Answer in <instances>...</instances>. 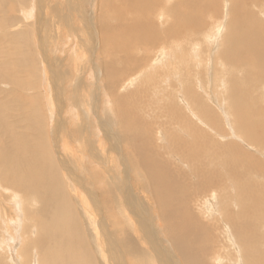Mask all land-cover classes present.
Listing matches in <instances>:
<instances>
[{
    "label": "bare ground",
    "instance_id": "bare-ground-1",
    "mask_svg": "<svg viewBox=\"0 0 264 264\" xmlns=\"http://www.w3.org/2000/svg\"><path fill=\"white\" fill-rule=\"evenodd\" d=\"M32 1L33 3L31 6H28L21 10V15L25 20L29 19L35 21V33L39 42L38 51L39 53H41L42 49V52L46 55V46L43 38H41L40 35L41 25L38 29L37 26L40 24V22L43 23L48 20L51 12L50 7L53 5L49 7L46 0ZM102 1L103 2L100 5L105 2L104 5L107 8L105 10L103 9V11L108 12L107 10H109L114 15V18L108 16L106 17H108V19H115L116 23L119 24L122 28L127 27L126 31L120 30L124 35L131 37L132 34H139L143 37L144 41H146V39H154L157 37V31L154 28L138 27L142 24H148L151 22V15L149 16L148 14H151L152 9L157 4H159L158 1L152 2L153 0H130L129 11H136L137 5L143 6L142 14H138L137 19L132 23H129L127 21V11L121 13H117L114 11L116 6H120V4L118 3L119 0ZM245 3L246 0L229 1V7L227 6V8H229V11L226 10L225 15L227 27H230L227 29L229 31V34L227 37H225V40H220L219 48H222L224 51L225 57L223 58L235 62L238 66H241L246 62L249 66V71L245 79L240 80L239 78L235 77V80L231 84L232 92L229 96L230 100L228 103V108L231 110H235V112H233L232 110L233 119L231 120V123L237 127L238 131V129H242L243 127H245L247 122H249L251 133L250 139L256 142H264V107L259 108V112H257V110H254L255 118L252 121H250L248 118L249 112L251 110L250 105H254L258 101H260L262 95L259 94L256 100H251L246 96V87L243 86L247 81L250 80L253 82L257 81L260 83V87H264L261 84V82L264 81L256 78L258 75L255 74L256 70L254 66L256 62L259 65L262 64L261 68L263 69L264 76V23L260 24V26H258L257 28H250V30H248L249 28L247 27L248 29H245L246 22L243 23V19L246 18L247 20V17L250 16L248 14L241 13V10L245 9L243 8ZM148 6H150L151 8L150 11L148 9ZM230 6H232L231 12ZM126 8L127 7H125V9ZM81 12L82 10L79 11L80 14ZM113 12H115V14ZM108 14L109 12L107 13V15ZM92 15L90 16V20L91 17H94ZM110 15L111 14H109V16ZM85 17H87V14ZM85 17L83 13L80 15L82 23L88 26L89 23L86 21L89 20H86ZM103 20L104 22H106L105 19ZM92 22L95 23V21ZM103 24L106 25L107 23ZM215 24H217L216 27H218L219 24L214 20H211L209 21L208 26L213 28V25ZM128 28H133L132 34H130ZM68 32L69 34H72L71 31ZM108 32L111 33V40L116 41L118 37L117 33H115V31L110 27L108 28ZM180 33H182V28L177 30L175 26H170V28L166 30L164 35L166 36V38L164 39V42L161 43L158 54H156V62L149 61L150 58L148 61L154 65L163 62L165 56L164 54L166 53V50L169 49L170 43L167 47H164V44L167 43V39H170L171 42H173L171 43V45L175 47V45H177L178 43L179 38H182V36L179 35ZM90 34L91 31H89L88 35ZM22 35H24L23 32H21L17 36L20 38L22 37ZM88 35L83 34L82 37L79 38L84 41L85 39H87ZM76 36L78 38V33H76ZM10 39H12V37ZM92 40H94V38ZM58 44H61L59 35L56 36V40L50 42L52 53L55 54V51L53 49H56L58 47ZM76 44L79 43L77 42ZM114 44L116 43L114 42ZM78 46L80 47L81 45L79 44ZM115 46L113 45L114 48ZM92 49L93 47L91 48V50ZM63 50L68 51V46ZM91 50L89 51L90 53H92ZM101 51L104 52L102 48L100 52ZM113 51L116 52V50ZM51 52L45 58L40 56L41 60H37V72L39 75L36 74V80L34 82L20 80L16 74H13L12 71H8V73H0V82L7 80L11 84L9 85L12 89L11 97H14V100H11L13 102L7 103L6 100L4 102H0V177L4 181L3 186L0 185V190L9 191V194H6V197L10 199V201H7L8 203L4 200L5 202L0 204V211L4 210L3 212L1 211L2 214H0V225L3 226L4 229L2 230L0 235V252L4 253V255L6 256V260H12L11 258H14L13 254L15 252L18 257V264H125L121 250L122 247H119L117 238L115 239L112 232L108 230V222L105 219L104 210H102V208H104L107 211L108 215L111 216V218L112 216L114 217L116 226L119 228L118 230H116V234L122 235V242L129 255L128 258L126 257L127 260L131 258H133L134 261L141 260L140 264H211V262L221 263L224 261V258L221 257L223 256V252H221L220 249L208 250L206 246L202 244L204 242L199 241L200 237L197 238L198 233L201 235V239L205 238L204 233L205 230L208 229L207 225L204 224V222H202L199 217H196L197 215L193 216L188 214L191 213V210L190 212H188L187 209H185V203L188 204V202L190 203L191 200L195 199H192V197L190 196L191 194L188 196V201H186L187 198L185 197L187 193L185 191V185H189V174L193 175V177L196 178L198 184V188H196L197 190L199 189L202 192H206V194H212L209 199H205V203L207 204L208 208L207 211L202 212V214H206L207 217H214V215L216 214L217 217L218 215H222L223 213L224 219L230 222L231 228H233V230L235 231V236L232 237L233 244L231 245V247L229 246V243H226V246L228 245V254H230V251H232V248L234 247L236 251V258L240 260L239 262L241 264H256L255 262H257L258 260H255L254 262V259H252L250 250L248 248L249 245L247 240L254 242V238H252L253 232L249 230L248 222L250 220H257L258 217L264 215V208L262 207V201H264V189L258 188L255 184L250 183L246 178H243V173H237L235 169L237 166L242 167L246 165L253 170L264 173V168L257 160V158H253L252 155H248L247 153L243 152L235 143H232L231 141H228L227 143H225L224 141L223 145L220 144L219 141H217L214 142V146H210V142L207 140L205 132L190 123L185 124L186 133L191 137L189 141L182 140L177 132L166 127V125H164V122L161 131L165 132L164 137H166L167 139H163V141L157 143L154 139V129H152L151 127L152 124L146 122L147 116L144 119L137 116L140 113L138 109H135V113L133 114H131V110H129L130 112H128V109H130L129 98L130 101H133L132 99L135 97L136 93L130 92L125 94H117L115 93L114 89L111 92L116 98L114 99V102L116 103V105L114 103V109L117 110V114H115V112L114 114L119 121V126L122 125L120 127L121 131L125 133L124 141L121 140V142L123 141L127 144V157L125 160L123 159V168H121L122 174L117 173V175H115L116 172L113 169L111 175L110 173H108L107 176L103 175L104 178H102V175L100 176L99 174L95 173L97 184L101 182L100 177L105 181V183L101 185V188L104 192H101L99 198L96 190L94 189V182L92 181L91 175L89 176V178L87 177L88 183L82 176V172L84 171L83 167L80 166V163L89 157L95 158L97 162H102L103 164L107 165L109 171L112 168L121 167L120 163L115 164V157L113 155V147H118V144L115 143L113 146L110 143L111 140L108 141L109 137H111V132L107 131V128H109V124L108 126H106V124L104 123L100 124V129L98 128V125H96V128L99 129L98 130L96 128H92L95 124V122L93 121L95 120L94 115L93 117L91 115L85 122H82V120L85 118L83 116H79L80 99L78 98V95L81 94L80 97L83 104L86 102L84 98L85 89H80L83 88L82 86L85 84V81L82 78L85 69H80V67H78L79 74H74L75 71L74 73L71 72V74H68L67 70L65 68H62L64 64L62 65L60 62L55 63L54 61H50L54 57H52ZM73 53L74 62L76 64H80V61H82L81 59L83 57L82 55H84L86 52L84 53L80 48H73ZM88 54L87 57L89 56ZM107 57L109 58V56ZM191 57H193V55ZM177 58L178 57H175V59ZM112 59L113 57L111 58V60ZM114 59L116 58L114 57ZM112 61L114 62L115 60ZM148 61H143V63L140 62L138 64L132 65L126 72L127 76L136 72V69L142 68L144 66L146 67V65L149 64H147ZM110 62L111 61H108V63ZM173 64L175 65L176 63H172V66H174ZM154 65H151L150 67L149 64L147 68L139 71L141 73L138 72L137 74H135V81L141 76L147 75V71L150 68H154ZM93 66L96 67L94 64ZM17 68L18 67H15L16 71ZM110 68L113 67L111 66ZM113 70L114 69H111V71ZM173 71H178V69H175ZM98 72L100 73V71ZM185 72H187V70ZM126 73L123 76H125ZM191 73L192 72H190V74ZM185 74L183 76H185ZM175 75L170 74L169 77H167V74L165 73L167 81H169L171 78H174ZM84 76L86 77V75ZM178 77L179 76H177V78ZM65 80L67 82H65ZM182 80L186 81L185 79ZM87 82L89 84V81ZM145 83L150 85L148 81H146ZM27 88H35L33 91H30L33 95H26L24 93ZM115 88L117 87L115 86ZM186 88L189 89V86H187ZM66 91L67 94L65 93ZM181 95L185 100H189L193 104V106H197L196 102L198 101V95L195 91L190 92L189 90H187V93H185L184 89V93L182 92ZM154 96L158 97V94L156 93L154 94ZM170 96L171 95H169V98ZM94 98L96 99L95 94H93V102ZM100 98L103 101V98L106 99L107 97L105 96L103 98ZM155 99L156 98H153L146 102L144 114H146L147 111L151 109V105L155 102ZM163 99L167 100L165 96L163 97ZM262 100H264V96ZM96 101H98V99ZM174 101L175 99L171 98V103L176 110L175 115H177L180 109H176L177 104L174 103ZM180 101L182 102V99H180ZM17 103H20L22 107L21 111H15L14 104ZM186 104L191 111V114L194 116V119L201 125L208 127L206 123L209 122L207 120L211 121V119H208L204 109L196 108L197 111L195 112L193 111L192 106L189 105L188 101ZM165 109L167 110L169 115L172 116V114L170 113L171 108L166 106ZM133 110L134 109H132V112ZM158 110L161 114H156L159 112H152V115L156 114L157 116H153V118L151 117V122L154 119L161 120L159 119V116L164 114L165 112L164 110L162 111V108H158ZM91 111L94 112V114L97 111V108L93 106V103ZM122 111L125 112L121 113ZM197 112H199L201 116H199ZM114 114L109 117L113 121L115 120ZM124 114H126V117ZM15 115L23 116L24 118L21 121L25 124L24 128L21 131L18 130V133H16L14 129L17 128L14 120ZM204 115L207 117L206 121L204 120ZM169 118L173 119L174 117L172 116ZM132 120L137 122V124L142 122L143 126L140 127L138 125L137 127H134L131 125L132 128H135L134 130H132L129 126L131 123L129 125H126ZM75 121H78V123L74 125ZM67 125H69V127L66 128L65 126ZM89 126H91V128H89ZM141 129H144V131H148L146 133L144 132L145 134H141L140 132H138ZM218 131L222 133L221 129ZM221 135L223 137V134ZM160 137H162V135ZM218 137L220 136L218 135ZM4 138H6V141L3 140ZM76 145L77 147L80 146V149H77L75 147ZM259 145L264 149V145ZM74 147L78 151L76 155L72 150L74 149ZM228 148L235 150L229 152ZM123 150H125V147ZM66 153L68 156L65 155ZM122 153L124 152L122 151ZM124 154L126 155V152ZM178 156L182 158L183 163ZM176 159L182 164L181 167L184 165V167L187 168L186 171L184 169H181L180 166L174 165L176 164ZM222 159L223 162L218 164L217 167L222 171L223 166L227 165L228 169H230L233 173V175L231 176L233 179L235 178L234 187L237 190L236 201L239 207L238 211L230 212L228 214H226L225 210L222 212L221 205H219L218 202L219 198L217 197V195L219 196V194L210 193L212 187H219V182L225 176L224 172H212V170L215 168L212 165L216 162H220ZM234 159H238L241 161L234 162ZM129 172H132V175H130ZM117 179L119 180V183L117 182ZM106 182H108V184H111V182H117V187L119 190L116 189V192L114 191V189H112L111 186L110 189L106 188ZM142 182L148 185V187L150 188V191H148V193L150 192L152 194V196H146L144 198L147 211L146 214H144L142 205L134 198V188H132V185L135 187H140L139 184ZM222 186H225V182H223ZM1 187H3V189ZM222 196V198H225L229 202V204H232V199L229 195L224 193V195ZM229 204H226L225 207L227 208L228 206H230ZM17 206H19V208ZM11 207H13L14 209L15 207H17L19 210L18 212L14 211V214L10 218L11 221L9 220L10 223H7L8 216H10L11 214L9 211L12 212ZM33 207H35V209ZM140 208H142V211H140ZM241 208L245 210L244 213H246L245 215H247V219H242L239 216ZM152 209H155L158 212V217L161 221V228L156 227L153 224V219L150 216V210L152 212ZM20 211L23 212V220L20 218ZM195 217L198 218V220H196ZM20 221L23 222L22 225ZM24 222H28V224L25 225ZM80 223L84 224L86 236L91 239L93 245L87 242L86 237L81 231ZM230 224H228V226ZM4 226L5 228H7V231ZM226 228L228 229L229 227ZM254 229L256 228L254 227ZM18 230L20 231V241H16L17 236H14ZM28 231H30L31 234H27ZM31 236L33 237L31 238ZM23 243H26V247H24ZM33 250L36 255L34 256V258L32 255L33 261H31V259L29 258V254ZM227 250L225 251L227 252ZM232 253L234 254L233 251ZM227 261L231 260L227 259ZM9 263L11 262L9 261Z\"/></svg>",
    "mask_w": 264,
    "mask_h": 264
},
{
    "label": "rangeland",
    "instance_id": "rangeland-1",
    "mask_svg": "<svg viewBox=\"0 0 264 264\" xmlns=\"http://www.w3.org/2000/svg\"><path fill=\"white\" fill-rule=\"evenodd\" d=\"M46 1L48 3L49 7L51 5H53L50 7V11H51L50 16L48 17L47 21H45L43 23L40 22V24L37 26V29H38V28H40V25H41V31H40L41 34L40 35H41V38H43V41H44L45 46H46V55H45L42 52V49H41V53H39V51H38L39 42H38V39H37V36L35 33L36 32L35 31L36 30L35 21L29 20V19L25 20V19H23L22 15H21V10L28 7V6H31L33 1L32 0H0V69H1L0 73L1 72L8 73V71H12L13 74H16L20 80H25L27 82H34L36 80V74L39 75L37 72V69H38L37 60H41L40 56L45 58L46 56H48V54H50V52H51L50 42L56 40L57 35L60 36L61 44H58V47L56 49L55 48L53 49L55 51V54L51 52L52 57L53 56L54 57L50 61L51 62L54 61L55 63L60 62L62 65L64 64L62 66V68H65L67 70L68 74H71V72L74 73V71H75L74 74H76V73L79 74V70H78L79 68L78 67H80V69L81 68L85 69L83 72V75H82V78L84 79L85 84L82 86L83 88H80V89H85L84 90L85 91L84 92V94H85L84 98H85L86 102L84 104H83V102H81V97H80L81 94L78 93L79 94L78 98L80 99V104H79L80 105V115L79 116H81V117L83 116L85 118L82 120V122H85L91 115H92V117L94 115L95 120H93V121L95 122V124H94V127H92V128H96V125H98V128L100 129V126H99L100 124L104 123V124H106V126H108V124H109V126H108L109 128H107V131L111 132L110 133L111 137H109L108 141L111 140L110 143L113 146L115 143L118 144V147H116V148H115V146L113 147L114 148L113 155L115 157V164L120 163L121 167H115L109 171V169L107 168V165L103 164L102 162H97L95 158H89V157L81 162L82 165L80 163V166L83 167V171H84V172H82V174H83L82 176L84 177V179L88 183L87 177L89 178V176L91 175L92 181L94 182V189L96 190L99 198H100L101 192H104L101 188V185L103 183H105V181L102 180V178H104L105 175L107 176L108 173H110V175H111V172L113 169L116 172V174L114 173L115 175H117V173L122 174V171H121V168H123L122 164L124 163V160L127 157V149H126L127 144H126V142H123L125 133H123L121 131L120 127L122 125L119 126V121L115 115V114H117V110L114 109V107L116 105V103L114 102V99H116V98L111 93L114 89H115V93H117V94H119V93L125 94V93H130V92L136 93L135 97L132 99L133 101H130V98H129V104H130L129 108L130 109H128V112H130L129 110H131V114H133V113H135V109H138L140 111V113L137 116L142 117L143 119L147 116L146 122L152 124L151 127H152V129H154V131H153L154 132L153 135L155 137L154 139L156 140L157 143H160L161 141H163V139H167L166 137H164L165 132L161 131V128H162L164 122H165L164 125H166V127L170 128L171 130L177 132V134L179 135V137L182 140L189 141L191 137L186 133L185 124L190 123L193 126L198 127L205 132L206 138L210 142V146H214L215 145L214 142H217V141H219L220 144H222V145H223L224 141H225V143H227L228 141L229 142L231 141L232 143H235L238 146V148L241 149L243 152L247 153L248 155H252L253 158H257V160L261 163V165L264 168V149L259 145V144L264 145V142H256V141H253L250 139L251 133H250L249 122H247L245 127H243L242 129H238V131H237V127L231 123V120L233 119L232 110H233V112H235L234 109L231 110L228 108V103L230 100L229 96L232 92L231 84L235 80L234 79L235 77L239 78L240 80H244L248 71H249V66H248L247 62L241 66H238L235 62H232L228 59L223 58V57H225L224 51L222 48H219L220 40L221 41L225 40V37H227L229 34V31L227 29L230 27H227V23H226L227 21H226L225 15H226V10L229 11V8H227V6L229 7V1L230 0H224V2H223V0H195V1L194 0H192V1L191 0H153L152 2L158 1L159 4H157L152 9L151 14L150 13L148 14L149 16L151 15V17H150L151 22L148 24H142L141 26L138 27V28L151 27L157 31V37L156 38L146 39V41L143 40V37L141 35L132 34L133 28H130V29L128 28L130 34H132L131 37L126 36L123 33H121L120 30L126 31L127 27L122 28L119 24H117L115 19H112V18H114V15L112 14L111 11L107 10L109 12V14H111L110 16H109V14L107 15L108 12L103 11V9L105 10L107 8L104 5L105 2L102 5H100L103 2L102 0H46ZM118 3L120 4V6L119 7L116 6L114 11L117 13L127 11L126 18H127V21L129 23L134 22L137 19L138 14H142V7H143L142 5H140V6L137 5L136 11H129L130 0H119ZM90 6H91V9H90ZM125 7H127L128 9L126 8L127 9L126 10ZM231 7L232 6H230V12H231ZM243 8H245L246 10L245 9L241 10V13L250 15L247 17L248 21L246 20V18L243 19V23L246 22L245 23V25H246L245 29L249 28L248 30H250V28H257L258 26H260V24L264 23V0H252V1L246 0V3L243 6ZM148 9H149V11L151 10L150 6H148ZM81 10H82L81 14L83 13L84 17L87 14V17H85V19L89 20V21H86L89 23V24L87 23L88 26H86V24L84 25V23H82V21H81V18H80L81 14L79 13V11H81ZM88 12H89V15H88ZM115 12H113V13L115 14ZM84 13H86V14H84ZM91 15L96 17V18L91 17V20H90ZM106 16L112 17V18L108 19V17H106ZM88 17H89V19H88ZM102 18L105 19L106 22H104V20ZM250 18H251V20H250ZM98 20H99V22H98ZM211 20H214L215 22H217L219 24L218 27H216L217 24L213 25L214 26L213 28L208 26V23ZM254 20H256V21H254ZM92 21H95V23ZM103 23L109 24V25L106 24L108 27L106 25H104ZM229 23H232V22H229ZM94 24H95V26H94ZM111 26H113V27H111ZM170 26H175L177 28V30L182 28V33L179 34L182 36V38H179L178 43H177V45H175V47H173L171 45V43H173V42H171L170 39H167V43L164 44V47H167L168 44L169 43L170 44H169V49H167L166 53L164 54L166 57L164 56V60H163V62H161L162 64L157 63L156 65H154V64L150 63L149 61L156 62V54H158L161 43H163L164 39L166 38V36H164L165 32L168 28H170ZM109 27L112 28L115 31V33H117L118 37H117L116 41L111 40V33L108 32ZM119 27H120V29H119ZM231 28H233V27H231ZM85 29H87V30H85ZM68 31H71L72 34H69ZM89 31H91L90 35H88ZM21 32H23L24 35H22V37L19 38L17 35H19ZM129 32H127V33H129ZM76 33H78V38L76 36ZM6 34H10V35H6ZM83 34L88 35L87 39H85L84 41H82V39L79 38V37H82ZM4 35H6V36H4ZM93 35H94V37H93ZM11 37H12V39H10ZM93 38H94V40H92ZM75 39L82 47L81 46L79 47L78 46L79 44H76L77 42L75 41ZM78 39H79V41H78ZM80 40H81V42H80ZM96 42L98 43V45ZM114 42L116 44H114ZM122 44H124V45H122ZM113 45L114 46L117 45V46H115V48H114ZM120 45H122V46H120ZM67 46H68V51L65 50L67 52L66 53L63 49ZM95 46H97L98 48ZM90 47L91 48L93 47V49L91 50ZM109 47H112V48H109ZM16 48H17V50H16ZM73 48H76V49L80 48L84 53L86 52L84 55H82L83 57L81 59L82 61H80L81 62L80 64L79 63L76 64L74 62ZM83 48H84V50H83ZM101 48L104 50V52H102V51L100 52ZM94 49H95V51H94ZM86 50H88V51H86ZM90 50L92 53L89 52ZM113 50H116V52H114ZM226 52H228V51H226ZM88 53H90L91 55ZM115 53H116V55H115ZM213 53H215V54H213ZM87 54L90 56V58H89V56L87 57ZM185 55H188V56H185ZM192 55H193V57H191ZM107 56H109V58ZM110 56L113 57L112 60H115L114 62L111 60L112 57H110ZM114 57L116 59H114ZM167 57H168V59H167ZM175 57H178V58L175 59ZM107 58L110 60H108ZM149 58H150V60H149ZM68 60H69V62H68ZM84 60H87V61H84ZM90 60H91V62H90ZM108 61H111L114 64H112L111 62L108 63ZM143 61H148L147 64L149 63L150 67H151V65H154V68H150L147 71V75L141 76L136 81L134 79V75L137 74L140 70H144V68H147L149 66V64L146 65V67L144 66L142 68L136 69L137 70V71L135 70L136 72L127 76L126 72L130 69V67L132 65L138 64L140 62L143 63ZM69 63L71 64V66ZM82 63L84 64V66ZM172 63H176L175 65L173 64L175 67L172 66ZM183 63H184V65H183ZM220 63H222L224 65H222ZM93 64L96 67H94ZM106 64H108L109 66ZM40 66H41V64H40ZM111 66L113 68H110ZM169 66H170V68H169ZM188 66L191 68H189ZM254 66H255V70H256L255 74L258 75L256 78L264 81L263 69L261 68L262 64L259 65L256 62V64ZM15 67H18L17 71L15 70ZM71 67L73 68V70ZM157 68L159 71L157 70ZM111 69H114V70L111 71ZM165 69H166V71H165ZM167 69H169V70H167ZM175 69H178V71L174 72L173 70H175ZM189 69L190 70L192 69V70L190 71ZM77 70H78V72H77ZM186 70L189 73L185 72ZM98 71H100L101 74ZM108 72H110V73H108ZM190 72H192V73L190 74ZM89 73L92 75H90ZM125 73H126V75L123 76ZM139 73H141V72H139ZM165 73L167 74V77H169L170 74L175 75V73H176V75L178 74L177 76H179V77L177 78V76L175 75L174 78H171L169 81H167V77H165ZM184 74L187 77L183 76ZM84 75H86V77ZM214 76H216V77H214ZM260 76H261V78H260ZM109 77H111V78H109ZM85 78H87V79H85ZM182 79H185L186 81H184ZM87 81H89V84ZM146 81H148L150 83V85L146 84L145 83ZM65 82H67V81L65 80ZM220 82H222V83H220ZM100 84H102V85H100ZM261 84L264 86V82H261ZM9 85H11V84L7 80L0 82V102H2V101L4 102L5 100L7 101V103L13 102L11 100L12 99L14 100V97H11L12 89ZM221 85H222V87H221ZM115 86L117 88H115ZM187 86H189V89L186 88ZM243 86L246 87V96L248 98H250L251 100H256L259 94L262 95L260 101H258L254 105H250L251 110L249 112L248 118L250 121H252L255 118L254 110H257V112H259L260 111L259 108L264 107V100H262V98L264 96V87H260L261 85L259 82H257V81L253 82L250 80L247 81ZM102 87H103V89H102ZM91 88H92V90H91ZM34 89L35 88H27L24 91V93L26 95H33L30 91H33ZM180 89L182 90L183 93H184V89H185V93H187V90H189L190 92L195 91L198 95V101L196 102L197 106H193V104L189 100H185L181 95L182 92ZM101 91L103 92V94ZM65 93L67 94V91ZM156 93L158 94V97L154 96V94H156ZM93 94L96 95V99L94 98V102H93ZM104 95L107 97L106 98L107 104H106V99L103 98V97H105ZM169 95H171L170 98H169ZM164 96H165V98H167V100L163 99ZM100 97L103 98V101L101 100ZM180 97H182V98H180ZM153 98H156L155 102L151 105V109L148 110L146 114H144V110L146 108V102L149 101L150 99H153ZM171 98L175 99L174 103L177 104L176 109H178V110L180 109L178 111L177 115H175L176 110L171 103ZM179 98L182 99V102L180 101ZM88 99L91 100V103H90V100H88ZM97 99H98V101H96ZM221 100H223V101H221ZM99 101L102 103H100ZM187 101H188L189 105L192 106L193 111H195V112L197 111L196 108L204 109L208 119H211V121L207 120V117L204 115V118H205L204 120L205 121L207 120L209 122V123H206L208 127L201 125L200 123H198L194 119V116L191 114V111L189 110V108L186 104ZM92 103H93V106H95L97 108V111L95 112V114H97V115H95L94 112L91 111ZM114 103H115V105H114ZM166 106L171 108L170 113L174 117L173 119L169 118L172 116H170L169 113L167 112V110L165 109ZM131 108L134 109L133 112H132ZM158 108H160V109L162 108V111L164 110L165 113L159 116V119H161V120L154 119L151 122V119H150L151 117L153 118V116H157L156 114H161L160 111L158 110ZM14 109H15V111H21L22 107H21L20 103L14 104ZM14 109H12V110H14ZM82 111H84V112H82ZM104 112H105V114H107L109 116L105 115ZM114 112H115V114H114ZM123 112H125V111H122L121 113H123ZM152 112H154V113L159 112V113L152 115ZM207 112H210V113H207ZM99 114H101V115H99ZM112 114H114V117H115L114 121L109 118L112 116ZM128 114H130V113H128ZM197 114L199 116H201L199 114V112H197ZM263 114H264V111H263ZM124 115L126 117V114H124ZM148 116H150V117H148ZM22 119H24L23 116L15 115V117H14L15 124L17 127V128H14L16 133H18V130L21 131L24 128L25 124L21 122ZM109 121H112V122H109ZM76 123H78V121H75L74 125ZM156 124H158V125H156ZM74 125H70V126H74ZM126 125H129L131 127V129L134 130L135 128H132V126L137 127L139 125L140 127H142L143 123L140 122L137 124V122L132 120L131 122H128ZM155 126H156V128H155ZM65 127L67 128V127H69V125H67ZM89 128H91V126H89ZM98 128H96V129H98ZM114 128H115V130H114ZM220 129H221L222 133L218 131ZM90 130H92V129H90ZM147 131L148 130L144 131V129H141L138 132H140L141 134H145ZM234 133H236V134H234ZM217 134L220 137H218ZM221 134H223V137ZM114 135H115V138H114ZM161 135L163 138L160 137ZM5 139L6 138H4L3 140L6 141ZM121 140H123V141L121 142ZM75 147L77 149H80V146L77 147V145H76ZM75 147L72 150L74 151V153L76 155L78 153V151ZM124 147H125V150H123ZM121 150L124 153L126 152V155L124 153H122ZM233 150H235V149H233ZM233 150L231 148H228L229 152H232ZM65 155H67V153ZM200 157H201V155H200ZM179 159L183 163L182 158L179 157ZM119 160H121V161L123 160L122 163ZM239 161H241V160L234 159V162H239ZM222 162H223V159L220 162H216L212 165L213 167H215L212 170V172H219V171L224 172L225 176L219 182V187H215V186L212 187L210 190L211 191L210 193L219 194L220 197L218 195H217V197L219 198L218 202H219V205H221L222 212L225 210L226 214H228L230 212L238 211L239 207H238V203L236 201L237 190L234 187V179L235 178L234 179L232 178L231 175H233V173L231 172L230 169H228L227 165L223 166L222 171L217 167L218 164H220ZM83 164L85 167L83 166ZM174 165L181 167L182 164L180 162H178V160L176 159V164H174ZM105 168H107V169H105ZM181 169H184L186 171L187 168H185L183 165L181 167ZM235 171L237 173H243V178H246L250 183L255 184L258 188L264 189V173L263 172L253 170L246 165H244L242 167L237 166ZM95 173L99 174L100 176L102 175V178L100 177L101 182L98 184H97ZM129 174L132 175V172H129ZM188 177L190 178V179L188 178V184L189 185H185L186 186L185 191L187 192L186 196H185L187 198L186 201H188V198H189L188 196L190 194H191L190 196L192 197V199H194V198L195 199L191 200L190 203L188 202V204L185 203V209H187L188 212H190V210H191V213H188V214L193 215V216L197 215L196 217H199L200 220L202 222H204V224H206L207 228H208L207 230H205V233H204L205 238L201 239V235L199 233L197 234V238L200 237L199 238L200 240L199 239L198 240L204 242L202 244H204L208 250L220 249L221 252H223V254H222L223 256H221V257L224 258V261L221 263L220 262L219 263L211 262V264H225V263H227V264H241L239 262L240 260L236 258V251H235V248L233 246L232 247L234 249L232 248V251L234 252V254L232 253V251H230V254H228V250H227L228 245L226 246V243H229V246L231 247V245L233 244V242H232L233 238L232 237L235 236V231L233 230V228H231L230 222L227 221L226 219H224L223 213H222V215H218L217 217H216V214L214 215V217H212V216L207 217L206 214L205 215L202 214V212H206L207 208H208L207 204L205 203V199H209V197L212 196V194H206V192H202L199 189L197 190L196 188H198V184H197L196 178H194L193 175H189V174H188ZM192 177L194 178V180ZM117 182L119 183L118 179H117ZM117 182H115V183L111 182V184H108V182H106V188L110 189V186H111L112 189H114V191H116V189L119 190L117 187ZM223 182H225L224 187L222 186ZM3 183H4V181L0 177V185L3 186ZM232 184H233V187L235 190L233 189ZM115 185H116V188H115ZM139 186L140 187H135L132 185V188H134V194H135L134 198L142 205V207L144 209V214H146L147 211H146V207H145L144 198L146 196H148V197L152 196V194L150 192L148 193V191H150V188L148 187V185L146 183L142 182L139 184ZM1 188L3 189V187H1ZM0 193H1L0 194V204L4 203L5 201L6 202L10 201V199L6 197V194H9V191H4V190L1 191L0 190ZM144 193H146V194H144ZM224 193L231 197L232 204H229V202L225 198H224L225 200L222 198L223 197L222 195H224ZM203 196H204V198H203ZM226 204L227 205L229 204L230 206H228L226 208L225 207ZM17 207L19 208V206H17ZM17 207H15V209L13 207H11L12 212L9 211L11 214H10V216H8L7 223H10V221H11L10 218L14 214V211L18 212L19 209ZM262 207L264 208V201H262ZM33 208L35 209V207H33ZM102 210H104V216L108 222V230L110 232H112L113 237L115 239L117 238V241L119 243V247L123 248V249L121 248V250H122V254H123L124 263L125 264H129V263L130 264H140L141 260H139L140 262L137 260L134 261L133 258L127 260L129 255H128V253L124 247V244L122 242V235L116 234V230H118L119 228L116 226L115 219L113 216L111 218V216L108 215L107 211L104 208H102ZM1 211H0V214H2V212L4 210L2 212ZM140 211H142V208H140ZM244 212H245V210L243 208H241V211L239 212V216L242 219H247V215H245L246 213H244ZM150 214H151L150 216L153 219L152 221H153L154 226L161 228L160 227L161 221L158 217V212L155 209H152V212L150 210ZM20 215H21L20 218L23 220V217H24L23 212L20 211ZM153 215H155V216H153ZM26 216H28V215H26ZM196 220H198V218H196ZM250 221H249L250 223L248 222V228L250 231L253 232L252 238H254V242L247 240L248 245H249L248 248L250 250V255L252 256V259H254V262H255V260L256 261L258 260L259 262L262 261V262H260L261 264H264V215L261 217H258L257 220L255 219V220H250ZM1 222H2V220H1ZM22 223L23 222H21V225H22ZM24 224L27 225L28 222H24ZM228 224H230V225L228 226ZM80 226H81V231L84 234V236L86 237L87 242L90 243L91 245H93L91 242V239L86 236L84 224L80 223ZM225 226L229 227L230 229L229 228L227 229ZM223 227H225V228H223ZM254 227L256 229H254ZM4 228H5V226H4ZM5 229L7 231V228H5ZM2 230H4L3 226L0 225V235H1ZM19 234H20V231L18 230L16 232V234L14 235V236H17L16 241H18V240L20 241ZM27 234H31L30 231H28ZM32 235H33V233H32ZM229 235H231V236H229ZM32 237L33 236H31V238ZM119 239H121V240H119ZM205 241H207V242H205ZM23 245H24V247H26V243H23ZM225 250H227V252ZM32 252H30V254H29V258L31 259V261H33L32 255H33V258L36 255L34 250ZM252 252H254L255 254ZM0 255H1L0 256V264H11V263L12 264H18V257L15 254V252L13 254L14 258H11L12 260H6V256L2 252H0ZM233 255H234V257H233ZM227 259L231 260V261H227ZM16 260H17V262H16ZM9 261L11 263H9ZM258 261L255 263L260 264ZM31 263H33V262H31Z\"/></svg>",
    "mask_w": 264,
    "mask_h": 264
}]
</instances>
